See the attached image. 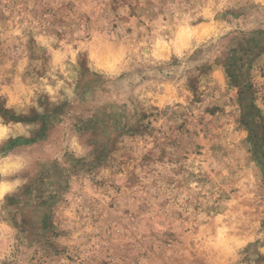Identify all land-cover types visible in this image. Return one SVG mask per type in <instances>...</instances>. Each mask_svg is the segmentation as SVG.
<instances>
[{"label": "rangeland", "instance_id": "1", "mask_svg": "<svg viewBox=\"0 0 264 264\" xmlns=\"http://www.w3.org/2000/svg\"><path fill=\"white\" fill-rule=\"evenodd\" d=\"M0 264H264V0H0Z\"/></svg>", "mask_w": 264, "mask_h": 264}]
</instances>
